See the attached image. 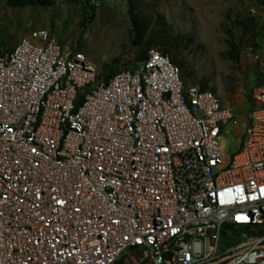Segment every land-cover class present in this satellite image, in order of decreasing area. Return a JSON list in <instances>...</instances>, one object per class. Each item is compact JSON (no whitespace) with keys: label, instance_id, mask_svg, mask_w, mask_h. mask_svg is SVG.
<instances>
[{"label":"built area","instance_id":"2783aa9c","mask_svg":"<svg viewBox=\"0 0 264 264\" xmlns=\"http://www.w3.org/2000/svg\"><path fill=\"white\" fill-rule=\"evenodd\" d=\"M252 101L156 48L108 79L44 30L0 50V264H264V80Z\"/></svg>","mask_w":264,"mask_h":264},{"label":"rangeland","instance_id":"374dc122","mask_svg":"<svg viewBox=\"0 0 264 264\" xmlns=\"http://www.w3.org/2000/svg\"><path fill=\"white\" fill-rule=\"evenodd\" d=\"M152 6L146 11L154 18L162 14L170 25L171 33L184 39L193 36L186 48L182 40L180 48L188 72L186 85H198L206 80L207 85L221 102L232 107L241 119L251 110L252 94L250 78L260 72L264 80V66L254 59L249 35H241L234 21L240 12L257 14L250 0H144ZM95 15L92 21L81 26L78 0H55L48 7H12L0 0L1 50L15 47L22 38L33 31L44 30L51 39L65 49L82 51L97 69L99 78L110 68L131 69L136 47L131 45V28L127 14L128 0H93ZM240 43V59L234 62L222 53L227 48L230 35ZM264 61V50L260 53ZM259 54V55H260ZM120 57L119 63L114 59ZM128 66V68H125ZM192 79V80H191ZM260 86V85H259ZM243 130L244 121L238 123ZM219 139L220 149L231 157L238 149L240 135L233 136L232 127ZM224 230L220 239V251L234 247L247 236L242 231L230 237ZM227 235V236H226Z\"/></svg>","mask_w":264,"mask_h":264},{"label":"trees","instance_id":"16d2710c","mask_svg":"<svg viewBox=\"0 0 264 264\" xmlns=\"http://www.w3.org/2000/svg\"><path fill=\"white\" fill-rule=\"evenodd\" d=\"M55 0H5L6 4L12 7L41 6L48 7L54 4ZM257 14L250 11L240 12L234 21L236 29L241 35H249L251 39V52L261 53L264 50V0H250ZM80 6L81 26L89 24L95 15V5L90 0H78ZM152 6L144 0H128L127 14L130 20L129 38L131 45L136 47V54L132 61V68L144 60L150 48H156L163 54L170 57L173 64L180 70V76L186 85L188 72L185 70V59L182 57L181 41L184 40L185 48L193 42V36L184 39L183 35L171 33L170 25L165 17L157 13L154 18L147 16L146 11ZM227 48L222 54L237 62L240 59V41L238 42L233 34L226 39ZM2 41L0 40V50ZM120 57L114 59L119 63ZM128 68V66H125ZM131 68V69H132ZM103 74L104 79H108L114 73L120 71L119 68H110ZM100 76V75H99ZM260 72L256 71L250 78V87H258L262 84ZM192 80V79H191ZM202 90H210L206 80L199 83ZM213 92V91H212Z\"/></svg>","mask_w":264,"mask_h":264},{"label":"crops","instance_id":"0c3cea01","mask_svg":"<svg viewBox=\"0 0 264 264\" xmlns=\"http://www.w3.org/2000/svg\"><path fill=\"white\" fill-rule=\"evenodd\" d=\"M245 122V121H244ZM244 127H245V123H244ZM238 128V127H237ZM244 129V128H243ZM237 130V129H236ZM238 131H239V133H241L243 130H241L240 131V129L238 128ZM238 135H240V134H238ZM238 135H236V136H238Z\"/></svg>","mask_w":264,"mask_h":264},{"label":"snow or ice","instance_id":"6c2138e0","mask_svg":"<svg viewBox=\"0 0 264 264\" xmlns=\"http://www.w3.org/2000/svg\"><path fill=\"white\" fill-rule=\"evenodd\" d=\"M238 219H240V218L238 217Z\"/></svg>","mask_w":264,"mask_h":264}]
</instances>
